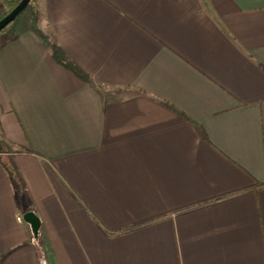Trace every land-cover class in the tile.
Returning a JSON list of instances; mask_svg holds the SVG:
<instances>
[{"label":"crops","instance_id":"1","mask_svg":"<svg viewBox=\"0 0 264 264\" xmlns=\"http://www.w3.org/2000/svg\"><path fill=\"white\" fill-rule=\"evenodd\" d=\"M0 141V264H264V0H33Z\"/></svg>","mask_w":264,"mask_h":264},{"label":"trees","instance_id":"2","mask_svg":"<svg viewBox=\"0 0 264 264\" xmlns=\"http://www.w3.org/2000/svg\"><path fill=\"white\" fill-rule=\"evenodd\" d=\"M19 0H0L1 2V11H0V18L5 15L7 12H9L17 3ZM33 0L30 1L29 4H32ZM33 18H32V24L34 29L43 37V33L37 28L36 26V10L33 9ZM51 51H52V57L53 59L63 66L64 68L68 69L71 71L75 76H77L79 79L91 83V80L89 76L79 67L77 66L73 61H71L66 54L54 43L50 44ZM9 150L4 149L2 152H7ZM5 170L7 171V174L9 177L12 179V181L15 183L17 187V193L19 196V199L21 200L22 203H25L26 200V193H25V188H24V183L23 180L19 177L18 171L16 166L11 160L3 161L2 162ZM259 185H264L259 184ZM28 211L27 208H23V212Z\"/></svg>","mask_w":264,"mask_h":264},{"label":"water","instance_id":"3","mask_svg":"<svg viewBox=\"0 0 264 264\" xmlns=\"http://www.w3.org/2000/svg\"><path fill=\"white\" fill-rule=\"evenodd\" d=\"M31 0H19L18 3L0 18V31H2L15 17L30 3ZM23 220L30 225L34 237L38 235L39 219L36 214L28 210L23 213Z\"/></svg>","mask_w":264,"mask_h":264},{"label":"rangeland","instance_id":"4","mask_svg":"<svg viewBox=\"0 0 264 264\" xmlns=\"http://www.w3.org/2000/svg\"><path fill=\"white\" fill-rule=\"evenodd\" d=\"M4 147H5V146H4V145L1 143V141H0V158L6 156L5 152H2V150L5 149Z\"/></svg>","mask_w":264,"mask_h":264}]
</instances>
